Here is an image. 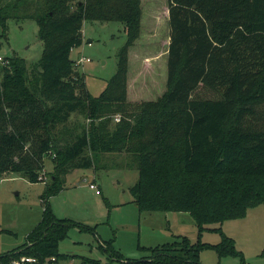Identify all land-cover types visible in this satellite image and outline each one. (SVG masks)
I'll return each instance as SVG.
<instances>
[{
	"label": "trees",
	"instance_id": "trees-1",
	"mask_svg": "<svg viewBox=\"0 0 264 264\" xmlns=\"http://www.w3.org/2000/svg\"><path fill=\"white\" fill-rule=\"evenodd\" d=\"M143 1L0 0V38H8L10 21L32 19L44 42L35 64L17 54L0 64V180L22 172L40 181L46 156L53 161L42 218L21 246L0 254L2 264L69 256L59 248L70 229L94 227L58 218L49 198L64 189L69 172L123 152L137 156L131 193L140 212H189L199 236L147 247V260L112 250L120 264H202L206 248L244 263L222 227L212 229L219 243L203 242L202 234L208 224L244 218L264 204V0H168L166 90L136 103L128 99L129 56L141 37ZM96 20L123 22L127 33L118 69L97 96L71 56L85 21ZM202 88L215 96H200Z\"/></svg>",
	"mask_w": 264,
	"mask_h": 264
},
{
	"label": "rangeland",
	"instance_id": "rangeland-1",
	"mask_svg": "<svg viewBox=\"0 0 264 264\" xmlns=\"http://www.w3.org/2000/svg\"><path fill=\"white\" fill-rule=\"evenodd\" d=\"M142 3V33L129 56L128 99L136 103L155 100L166 90L170 42L168 0ZM9 25L8 38H0V54L6 57L17 54L30 66L35 64L44 49L37 22L27 19L10 21ZM83 33L82 44L72 50L71 56L76 62L86 58L76 68L85 74L90 92L97 96L118 69V52L127 41V33L123 22L100 20L85 21ZM198 93L215 96L204 88ZM116 115L120 118L121 114ZM115 117L113 124L117 121ZM78 121L82 123L84 119L79 117ZM51 157L52 154L46 156L44 180L31 181L22 172L4 174L0 180V254L21 246L41 220L46 182L53 171ZM138 179L137 156L127 152L103 153L95 167L69 172L64 189L49 198L51 209L58 218L72 219L94 230L73 226L59 248L69 256L48 257L43 264H91L92 261L120 264L112 250L119 251L125 259L147 260L151 256L147 247L172 242L178 234L188 236L195 243L199 230L189 212H140L131 193ZM91 183L96 188H91ZM205 227L203 242H221L222 235L212 229L222 227L243 252L244 263L240 257H221L214 249L206 248L200 252L202 264H264V204L250 208L244 218ZM109 243L113 247L107 249Z\"/></svg>",
	"mask_w": 264,
	"mask_h": 264
},
{
	"label": "built area",
	"instance_id": "built-area-1",
	"mask_svg": "<svg viewBox=\"0 0 264 264\" xmlns=\"http://www.w3.org/2000/svg\"><path fill=\"white\" fill-rule=\"evenodd\" d=\"M86 58L85 57H81L78 61L77 64H81L82 62H84ZM9 62L8 58L2 54H0V64H7ZM115 119L117 121L120 120L119 117H115ZM40 180H44V173H42V175H40ZM91 188H96L95 184L91 183L90 184ZM98 193H100L99 190H97ZM39 263L38 259L35 257H31V256H22L20 259H16L14 261H12L10 264H37Z\"/></svg>",
	"mask_w": 264,
	"mask_h": 264
}]
</instances>
